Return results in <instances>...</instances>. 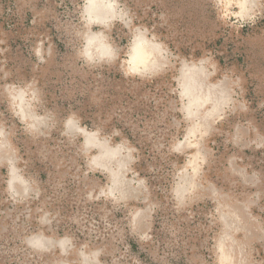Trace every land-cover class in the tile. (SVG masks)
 Listing matches in <instances>:
<instances>
[{
	"label": "rangeland",
	"instance_id": "1",
	"mask_svg": "<svg viewBox=\"0 0 264 264\" xmlns=\"http://www.w3.org/2000/svg\"><path fill=\"white\" fill-rule=\"evenodd\" d=\"M232 245L264 264V0H0V264H231Z\"/></svg>",
	"mask_w": 264,
	"mask_h": 264
},
{
	"label": "clouds",
	"instance_id": "2",
	"mask_svg": "<svg viewBox=\"0 0 264 264\" xmlns=\"http://www.w3.org/2000/svg\"><path fill=\"white\" fill-rule=\"evenodd\" d=\"M106 7L109 8V9H112L114 7V5L112 3H109V4L106 5ZM90 22H94V21H91L90 20ZM146 45H147V41L145 40V38L141 37V38H138L137 39V42L134 45V47L135 48H139L141 46H146ZM157 47H159V46H157ZM83 54L89 60L92 59L93 53H92V51L90 49L89 50H86ZM104 55H107V53H105ZM129 63H130V67H129L128 71L130 73L139 74V73H144V72L148 71V65L145 62H142V63H134V62H131L130 61ZM33 98H35L34 95H33ZM22 112H23V109H21V113ZM12 183H13V181H9V189H10V191L13 192V195L14 196L19 195V193H16L12 189ZM27 193H28V188L25 187L24 188V194L27 195ZM26 243H28L29 246H31V247H33L35 249H38V250H46L44 243L41 240H39V239H34V238L30 237V238L27 239Z\"/></svg>",
	"mask_w": 264,
	"mask_h": 264
},
{
	"label": "bare ground",
	"instance_id": "3",
	"mask_svg": "<svg viewBox=\"0 0 264 264\" xmlns=\"http://www.w3.org/2000/svg\"><path fill=\"white\" fill-rule=\"evenodd\" d=\"M150 51V49L146 48L142 50V55L139 56L138 60L139 61H142V62H146V53L147 51ZM146 56V57H145ZM197 75L196 73H193L190 77V80H189V87L187 88L186 91H188L192 96L191 98L194 99V101L198 100V94H200V96H203V99L205 100L206 98H210V97H213L214 94H212V88L211 87H200L198 84V82L196 81L197 80ZM198 86V87H197ZM215 90V89H213ZM218 92V91H217ZM216 95V94H215ZM226 256H230L231 257V264H238L239 262L236 260V250L234 248V245H232V247H230L229 249H226Z\"/></svg>",
	"mask_w": 264,
	"mask_h": 264
}]
</instances>
